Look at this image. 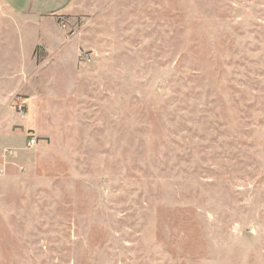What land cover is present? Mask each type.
<instances>
[{
	"label": "rangeland",
	"instance_id": "obj_1",
	"mask_svg": "<svg viewBox=\"0 0 264 264\" xmlns=\"http://www.w3.org/2000/svg\"><path fill=\"white\" fill-rule=\"evenodd\" d=\"M0 264H264V0H0Z\"/></svg>",
	"mask_w": 264,
	"mask_h": 264
},
{
	"label": "crops",
	"instance_id": "obj_2",
	"mask_svg": "<svg viewBox=\"0 0 264 264\" xmlns=\"http://www.w3.org/2000/svg\"><path fill=\"white\" fill-rule=\"evenodd\" d=\"M24 20L39 21L66 14L76 0H4Z\"/></svg>",
	"mask_w": 264,
	"mask_h": 264
},
{
	"label": "built area",
	"instance_id": "obj_3",
	"mask_svg": "<svg viewBox=\"0 0 264 264\" xmlns=\"http://www.w3.org/2000/svg\"><path fill=\"white\" fill-rule=\"evenodd\" d=\"M27 143L29 146L34 147L36 144V138L35 137L29 138Z\"/></svg>",
	"mask_w": 264,
	"mask_h": 264
}]
</instances>
